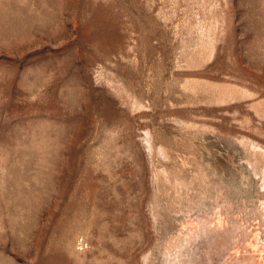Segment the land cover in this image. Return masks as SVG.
Masks as SVG:
<instances>
[{
  "label": "rangeland",
  "instance_id": "1",
  "mask_svg": "<svg viewBox=\"0 0 264 264\" xmlns=\"http://www.w3.org/2000/svg\"><path fill=\"white\" fill-rule=\"evenodd\" d=\"M0 264H264V0H0Z\"/></svg>",
  "mask_w": 264,
  "mask_h": 264
}]
</instances>
